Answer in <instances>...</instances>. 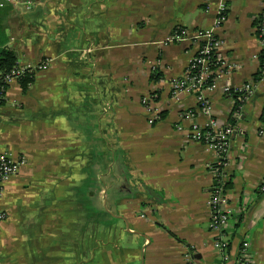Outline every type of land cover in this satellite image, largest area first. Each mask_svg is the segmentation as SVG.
<instances>
[{
  "label": "crops",
  "instance_id": "0c3cea01",
  "mask_svg": "<svg viewBox=\"0 0 264 264\" xmlns=\"http://www.w3.org/2000/svg\"><path fill=\"white\" fill-rule=\"evenodd\" d=\"M22 1L32 7L2 8L8 46L18 62L50 66L26 89L12 82L2 106L0 154L26 162L0 197V264L220 261L208 204L217 154L189 135L211 118L229 125L234 98L225 87L249 83L229 142L226 194L236 214L226 264H237L245 239L264 264V70L255 79L264 0H225L217 35L227 64L202 92L211 114L197 94H174L171 85L198 43L165 41L178 26L212 27L221 0Z\"/></svg>",
  "mask_w": 264,
  "mask_h": 264
},
{
  "label": "built area",
  "instance_id": "2783aa9c",
  "mask_svg": "<svg viewBox=\"0 0 264 264\" xmlns=\"http://www.w3.org/2000/svg\"><path fill=\"white\" fill-rule=\"evenodd\" d=\"M24 3L27 8H31L30 2L22 0H0V8L7 4ZM228 18V7L225 0H221L218 6L217 16L214 25L204 29H190L185 26L176 27L167 37L165 43L182 41L185 38H191L199 45L197 53L191 58L185 72L175 77L171 81L174 94L181 91L192 92L198 95V99L203 107V111L211 114L212 105L202 92L206 89H214L216 76L219 74L216 70L222 69L227 62L222 58L220 50L223 46L222 39L217 35V29L221 27ZM257 34L261 43V51L255 57L264 58V11L257 18ZM50 66L47 59L37 63L17 62L10 70L0 68V114L7 94L8 87L14 81H22L27 77H34L39 71L46 70ZM254 84L249 83L239 88L225 87V92H235L243 94V100L247 99L252 93ZM144 106L149 112L154 113L155 118H160L159 109L153 106L152 96H145L142 100ZM242 106L240 107V109ZM234 111V116H240L241 110ZM264 120V119H263ZM234 127L226 125L220 127L214 118H211L203 128L195 126L190 138L203 142L212 148L217 154L216 162L211 165L213 173V183L210 190L208 204L211 210L210 229L216 233L214 245L221 252L220 261L213 264H226L229 259V240L227 226L236 210L231 205L225 192V184L229 179L227 166L229 164V142L234 132ZM26 158H16L9 152L0 154V197L3 195L5 185L9 179L15 176ZM258 192L264 194V179L258 186ZM4 210H0V223L6 218ZM187 261H192V253L185 254ZM237 264H256L255 256L251 252V243L245 239L241 244L240 255L237 258Z\"/></svg>",
  "mask_w": 264,
  "mask_h": 264
},
{
  "label": "trees",
  "instance_id": "16d2710c",
  "mask_svg": "<svg viewBox=\"0 0 264 264\" xmlns=\"http://www.w3.org/2000/svg\"><path fill=\"white\" fill-rule=\"evenodd\" d=\"M2 8H0V68L3 70H10L18 62V60L14 49L8 46L9 37L6 32V24L4 21L5 12L2 10ZM263 70H264V58L261 59V68L260 71L255 76L256 80L261 79ZM33 78L34 77H27L21 81L24 89H26L27 85L32 82ZM153 79L158 80L159 75H153ZM155 93L157 94V92H154L153 95H156ZM230 94L233 95L234 98V108L232 115L230 117L229 125L233 126L235 129V125L238 119L240 118L241 114L240 116H234V111L240 109V107L243 106V104L245 103L246 99L243 100L242 93L239 94L232 91L230 92ZM156 100H158L157 96H156ZM262 116H264V110ZM231 184H232V180L231 177H229L228 181L225 184V192L231 186Z\"/></svg>",
  "mask_w": 264,
  "mask_h": 264
},
{
  "label": "water",
  "instance_id": "95a60500",
  "mask_svg": "<svg viewBox=\"0 0 264 264\" xmlns=\"http://www.w3.org/2000/svg\"><path fill=\"white\" fill-rule=\"evenodd\" d=\"M237 132V130H234L233 134H235ZM212 189V188H211Z\"/></svg>",
  "mask_w": 264,
  "mask_h": 264
},
{
  "label": "rangeland",
  "instance_id": "374dc122",
  "mask_svg": "<svg viewBox=\"0 0 264 264\" xmlns=\"http://www.w3.org/2000/svg\"><path fill=\"white\" fill-rule=\"evenodd\" d=\"M95 214H97V213H95Z\"/></svg>",
  "mask_w": 264,
  "mask_h": 264
}]
</instances>
